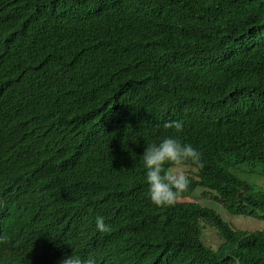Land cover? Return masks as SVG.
<instances>
[{"label":"trees","instance_id":"obj_1","mask_svg":"<svg viewBox=\"0 0 264 264\" xmlns=\"http://www.w3.org/2000/svg\"><path fill=\"white\" fill-rule=\"evenodd\" d=\"M169 135L203 167L157 206L140 156ZM242 165L264 178V0H0V264H264V228L192 198L263 222ZM71 217L72 249L43 238Z\"/></svg>","mask_w":264,"mask_h":264},{"label":"clouds","instance_id":"obj_2","mask_svg":"<svg viewBox=\"0 0 264 264\" xmlns=\"http://www.w3.org/2000/svg\"><path fill=\"white\" fill-rule=\"evenodd\" d=\"M165 127L182 133L184 125L182 121L176 120L167 123ZM140 157L143 160L148 197L157 206L175 203L179 195L188 188L189 176L186 168L189 165L203 167L201 152L191 144L182 142L176 135L165 136L158 142L145 146ZM57 224L61 233L59 235L46 233L43 238L51 243L56 239L62 240L68 250L72 249L78 232L74 220L71 217ZM95 230L99 233H108L111 227L103 216H98L95 219ZM59 264H96V257L92 255L84 259L72 252L71 255H65Z\"/></svg>","mask_w":264,"mask_h":264},{"label":"rangeland","instance_id":"obj_3","mask_svg":"<svg viewBox=\"0 0 264 264\" xmlns=\"http://www.w3.org/2000/svg\"><path fill=\"white\" fill-rule=\"evenodd\" d=\"M253 166L251 165H242V166H235L232 167L231 170L238 176V177H248L249 179L253 178L254 181H256L259 185L264 187V178L263 177H259V176H253L250 174H247L246 172H248V169L252 170ZM259 168L257 167L258 171ZM186 172L189 176V180L193 179L196 175L199 174V170L195 167H187L186 168ZM198 173V174H197ZM192 198L202 202V203H209L210 201L213 202V206L216 208V210L218 212H221V214L227 218L229 221L234 222L235 224H237L238 226L242 227V228H251V229H255V228H264V221H254V220H250V219H242V218H238V217H233L230 214H228L222 207L221 205L216 201L215 197L207 195L206 197L202 198V195L200 194L199 191H195L192 195ZM204 238L208 243H214L216 240V233L215 231L210 228V227H205L204 228Z\"/></svg>","mask_w":264,"mask_h":264},{"label":"bare ground","instance_id":"obj_4","mask_svg":"<svg viewBox=\"0 0 264 264\" xmlns=\"http://www.w3.org/2000/svg\"><path fill=\"white\" fill-rule=\"evenodd\" d=\"M6 83V82H5ZM64 104V103H63ZM67 105V104H66ZM66 108H67V106H66ZM103 128V127H102ZM97 133V132H96Z\"/></svg>","mask_w":264,"mask_h":264}]
</instances>
